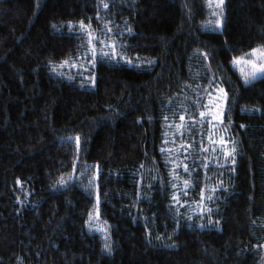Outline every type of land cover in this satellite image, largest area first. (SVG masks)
<instances>
[{
	"label": "trees",
	"instance_id": "obj_1",
	"mask_svg": "<svg viewBox=\"0 0 264 264\" xmlns=\"http://www.w3.org/2000/svg\"><path fill=\"white\" fill-rule=\"evenodd\" d=\"M223 8L209 30L205 0H0V264H264V77L232 65L264 0Z\"/></svg>",
	"mask_w": 264,
	"mask_h": 264
},
{
	"label": "snow or ice",
	"instance_id": "obj_2",
	"mask_svg": "<svg viewBox=\"0 0 264 264\" xmlns=\"http://www.w3.org/2000/svg\"><path fill=\"white\" fill-rule=\"evenodd\" d=\"M215 2L216 6L220 9V13L221 15L223 14L224 11V4H225V0H208V3L211 5V3ZM104 8H108L109 5L107 3L103 4ZM213 15H216V13L214 12ZM221 26L220 21L218 20L216 23V27L219 28ZM55 27V26H54ZM80 28L84 31H86L88 33V43L91 45L92 42L96 39H98L97 36H94L92 31H91V25L89 24L88 26H86L84 24L83 21L80 22ZM69 31H72V25L69 24ZM109 32L111 31V29L108 30ZM129 33H131V28L128 29ZM100 43L103 44L104 41L100 40ZM109 47L112 48V52L111 53H102L103 56H107V57H114L117 55L116 50L114 45H109ZM248 57H255V59H250ZM95 60H96V50L93 47L92 49V63L93 66L95 65ZM64 63H67V61H65ZM128 63H131V61H128ZM241 64L244 65H250V71H245V69L240 68V72H241V77L243 79V82L245 85L251 84L253 81H255L258 78H262L264 77V47L261 48H254L251 50L250 53H245L244 56H239V57H234L233 58V65L234 66H239ZM72 67H76V65H72ZM53 71H55V69H53ZM69 79H71V77H69ZM218 91L223 95V97L226 99L227 98V93L224 92L223 88H218ZM204 107H208V105H204ZM256 111H259V109H255ZM206 115L205 112H201L200 116L204 117ZM224 115V109L222 106H218V110L215 112V114L213 115L212 119L213 120H220L221 123L223 122V120H221V117ZM167 119V118H165ZM185 119L184 116L180 117V120L183 121ZM209 123H211V121H209ZM169 127H171V125H169ZM241 127L243 128L244 125H241ZM176 128L178 130H182L184 128L183 124H177ZM215 142V141H213ZM76 143L79 146L80 143V138L77 137L76 138ZM221 143H223V139L221 138ZM234 143V142H233ZM206 151V149H203ZM161 151H164V149H162ZM237 152V149L235 147H233L231 149V151L229 152H225V158L226 159H230L232 164L234 165L236 163V156L235 153ZM205 167H207V165H204ZM185 171L190 173V169L188 167V165H184ZM185 185H189L190 181L189 180H185L184 181ZM61 186H64L63 181H61ZM173 187H176L175 185H173ZM216 189L213 188L212 191H215ZM203 191V190H202ZM185 195H187V191H185ZM208 199H211L212 197H207ZM172 199L179 202V199L176 195L172 196ZM201 199H204V196H201ZM210 211V210H209ZM190 219V217H189ZM211 222V221H210ZM217 223H219L217 221ZM201 227H203V225H201ZM101 231H103V229H100ZM104 251L108 254H111V246L109 244H105L104 247Z\"/></svg>",
	"mask_w": 264,
	"mask_h": 264
},
{
	"label": "rangeland",
	"instance_id": "obj_3",
	"mask_svg": "<svg viewBox=\"0 0 264 264\" xmlns=\"http://www.w3.org/2000/svg\"><path fill=\"white\" fill-rule=\"evenodd\" d=\"M205 2L207 5V8L209 9V19L207 21L206 27L209 30H219L220 27L217 28L216 23L219 20L220 23L222 24L223 14L221 15L220 9L216 6L215 2L211 3V5L208 3V0H205ZM214 12L216 13V15H213ZM257 48H261V47H257ZM250 52H251V50L246 52V53H250ZM242 56H244V55H242ZM248 58L255 59V57H248ZM233 67L236 70L237 74L239 75V78L243 82V79L241 77L240 68L245 69V71H250V65L241 64L238 67L233 65ZM243 84H244V82H243ZM224 102H225V98L218 91V88H215L212 95L209 96V98L207 99V101L205 103V105H208V107H204V109L201 111V112L206 113V115L202 118L208 122L211 121L210 124H212V127H214V125H215L214 123H218L220 121V120H213L212 117L215 114V112L218 110V106L223 107ZM215 141L217 143H219L220 145L222 144L221 138H217ZM86 185H87V187L92 188V190H94L93 178H91V180H88ZM95 201L97 204V193L95 194ZM100 229H103V231H101ZM86 230L89 233L98 234L103 239L104 242H108V240H109V229H108L107 225H105L104 223H102L100 221L98 211L95 207L92 210L91 214L89 215L88 221L86 223Z\"/></svg>",
	"mask_w": 264,
	"mask_h": 264
}]
</instances>
